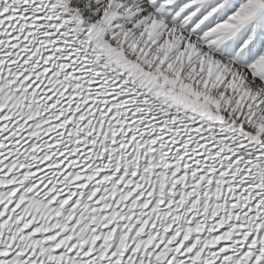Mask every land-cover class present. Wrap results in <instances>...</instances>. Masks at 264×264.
<instances>
[{
	"label": "snow or ice",
	"instance_id": "obj_1",
	"mask_svg": "<svg viewBox=\"0 0 264 264\" xmlns=\"http://www.w3.org/2000/svg\"><path fill=\"white\" fill-rule=\"evenodd\" d=\"M0 264H264V0H0Z\"/></svg>",
	"mask_w": 264,
	"mask_h": 264
}]
</instances>
